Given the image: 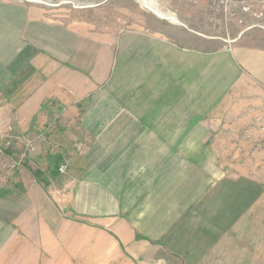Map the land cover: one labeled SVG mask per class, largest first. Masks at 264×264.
I'll list each match as a JSON object with an SVG mask.
<instances>
[{
    "label": "crops",
    "instance_id": "obj_1",
    "mask_svg": "<svg viewBox=\"0 0 264 264\" xmlns=\"http://www.w3.org/2000/svg\"><path fill=\"white\" fill-rule=\"evenodd\" d=\"M136 1L116 34L51 28L0 3V137L13 149L21 134L43 156L4 163L0 264L60 256L69 233L65 250H84V264H264V166L223 177L206 145L223 112L237 126L264 108V0ZM49 134L53 160L67 161L55 193L34 172L54 165Z\"/></svg>",
    "mask_w": 264,
    "mask_h": 264
},
{
    "label": "rangeland",
    "instance_id": "obj_2",
    "mask_svg": "<svg viewBox=\"0 0 264 264\" xmlns=\"http://www.w3.org/2000/svg\"><path fill=\"white\" fill-rule=\"evenodd\" d=\"M0 3H14L17 6L15 9L18 10L19 13L27 11L28 9L32 18L46 22L51 28H54L53 25L62 24V27L66 25L67 28L84 30L85 25L88 24V27H93L94 33L96 34H116L123 31L130 25H133L135 16L139 17L140 15V12H137L139 3L136 0H0ZM52 30L50 28L47 29V34H52ZM248 98L261 99L258 92L252 93L251 97ZM55 116L56 115H50L52 119ZM246 116L247 114L245 113L239 114L238 118L243 119V121L242 123L238 122L236 126L233 114L226 111L222 113L220 122L211 121L209 123L211 128L214 127L215 129H219L222 134L221 137L207 138L206 145L216 147L215 149H217L219 154L216 155V158L217 161L221 163L223 177L233 176L235 172H238L236 168L244 169L247 163L254 164V172H262V167L264 166V108L261 107L260 103L255 105L253 111L247 116V119L249 118L250 120L245 123ZM50 117L48 116V120ZM48 122H46L47 129L51 131L55 125V121L52 120L49 124ZM235 129L238 131L237 135ZM48 137L49 139L45 141V146L50 149L46 153V156L48 158L51 157L52 161L50 164L53 163L54 165H52V170L49 172L37 168H35L34 172L37 178L43 180L45 184L43 186L48 187L51 185V192L55 193V187H53L52 184H55L58 175L54 168L66 166L67 161L63 158L53 160L54 157L52 155L56 149V147H54L56 142L53 139V135L50 136L49 134ZM12 140L14 142L13 149L10 148V145L7 146L5 138L0 137V164H3L2 169H0V176L5 172L4 163L6 162L14 163L16 168L17 166L21 167L22 164H25L28 158L36 162L43 157L41 154L38 155L37 153L38 142L34 141V146L32 143H25L26 139L23 140L21 134L15 135ZM6 150L7 153H5ZM2 152H4V154ZM248 166L250 165L248 164ZM14 170L17 171L16 169ZM68 189V187H64V194L68 193ZM56 190L59 189L56 188ZM6 192V184L0 183V196L5 195ZM51 195L53 194L51 193ZM60 204L62 203L57 202L56 205L58 208ZM68 204L69 203L66 202V206L62 205L59 210L62 212L64 219L66 218V220L69 221L70 213ZM71 221L77 223L79 228H84V218L77 217L76 215L73 217L71 215ZM93 225L96 229L97 225ZM99 227L100 226H97L98 229ZM98 235L100 234L95 231L93 235L95 241ZM112 235L115 236L114 234ZM70 237L71 234L69 233L67 242L63 243L60 256H58L57 252L53 249H40L39 252L41 257L44 258H38L35 262L37 261V264L41 262H46V264H84V250H65V247L70 244ZM85 239V232L79 229L75 241L80 243L84 242ZM114 239V241L118 240L116 238ZM70 252H72V257H70ZM80 253H82V255H80ZM125 254L130 257L127 251H125ZM102 262L99 263L101 264Z\"/></svg>",
    "mask_w": 264,
    "mask_h": 264
},
{
    "label": "built area",
    "instance_id": "obj_3",
    "mask_svg": "<svg viewBox=\"0 0 264 264\" xmlns=\"http://www.w3.org/2000/svg\"><path fill=\"white\" fill-rule=\"evenodd\" d=\"M60 171H62V168H59Z\"/></svg>",
    "mask_w": 264,
    "mask_h": 264
}]
</instances>
